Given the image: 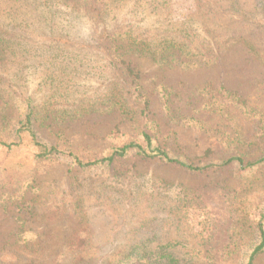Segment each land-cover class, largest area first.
Here are the masks:
<instances>
[{"label": "rangeland", "instance_id": "obj_1", "mask_svg": "<svg viewBox=\"0 0 264 264\" xmlns=\"http://www.w3.org/2000/svg\"><path fill=\"white\" fill-rule=\"evenodd\" d=\"M52 2L0 0V23L14 21L0 25V96L32 103L41 143L81 162L141 142V133L198 167L264 155V0H239L248 22L229 0ZM126 33L144 49L121 58L139 74L147 117L103 109L77 117L78 105L116 82L141 109L127 94L133 85L108 64L109 46ZM37 154L25 136L16 148L0 146V264H54L70 250L91 255L88 264L118 251L150 252L152 264H170L154 262L166 254L174 264H247L256 225L264 227V162L191 172L130 153L77 168ZM252 264H264V249Z\"/></svg>", "mask_w": 264, "mask_h": 264}, {"label": "trees", "instance_id": "obj_2", "mask_svg": "<svg viewBox=\"0 0 264 264\" xmlns=\"http://www.w3.org/2000/svg\"><path fill=\"white\" fill-rule=\"evenodd\" d=\"M52 1L53 0H44L47 6L50 5V3L53 4ZM229 3L233 8L236 9V15L240 21H250L247 15L239 8V0H229ZM65 4H71V1H65ZM103 22V20L99 21L100 24H102ZM0 25H14V21H10L7 23L2 22L0 23ZM20 25H22V23ZM128 35L129 33L123 34L118 38V43H114L109 46L110 48L107 51L108 54L112 56V58L109 60L110 62H108V64L113 68L119 69L118 71L121 75L120 83L124 85L129 84L130 87L131 85H133L131 92H127V94L130 95L134 104L139 103V105H141V109H135L134 111L130 107V102L127 95L123 92V89L118 88L119 83L116 82L113 83L112 88L107 89L100 97L96 98L95 100L92 99L85 102L84 104H86V107H80L81 104L78 105L74 111L77 117L81 118L85 115L89 116L91 114H95L100 109H103L104 113L113 111L117 112L119 115H121V117H124L130 121L134 120V116L136 118V113L137 118L141 119L142 116L145 119L147 117L146 113L149 109V103L146 96H142L141 87L138 85V81L140 79L139 74L134 70L129 61L121 58V54L125 51L133 52L134 54H136L143 53L144 49L141 48V43L136 40V36L128 37ZM123 40H127L126 45L120 44V42H122ZM237 40L243 39L241 36H239ZM176 49H174V47H170L166 50L168 51L167 53L180 56L182 54V51L178 48ZM25 100L26 99L17 101L12 96H9L8 99L3 100L0 96V132L6 131V134L8 136H11L10 141L7 143H3L0 141V146L6 148L7 150L18 147L22 136H25L27 139H29V143L31 144V146L36 148L38 152V158L63 157L67 159L72 166L77 168L110 165L116 159H121L129 155L130 153L138 155L142 158H158L165 163L178 165L191 172H202L208 168L218 169L232 163H235L240 167H251L254 164L264 162V155L259 160L253 163L246 164H244V161L240 156H232L226 160H222L213 164L210 163L203 167L193 166L187 161L175 157H170L165 150L158 146H154L153 139L147 133H141V142H130L122 145L121 147H115L111 149L110 153L105 157L94 159L88 162H81L72 152L60 151L53 146H47L40 142L37 130V127L39 126L37 113L35 109L32 108V103H29V101ZM90 101H92V103H90ZM22 105L25 106L21 109ZM99 105L101 106V108L96 109V107H98ZM136 110H138V112ZM256 236L258 238V243L249 253L247 257V264H252L253 258L259 255L264 249V227L261 222L257 223L256 225ZM76 242L77 244H82V241L80 240ZM90 256L91 255H88L81 251L70 250L66 251L65 253L59 254L55 258L54 264H88L87 259H89ZM124 256L125 254L118 251L111 256V258L107 261V264H124L123 258H129L131 261L144 262L146 264H152L151 261H153V255H151L150 252L138 253L134 255V257ZM160 260H167L170 264H174L176 262V259L173 258L170 254H166L164 256L155 255L154 262L156 263ZM2 261L3 260L0 258V262Z\"/></svg>", "mask_w": 264, "mask_h": 264}]
</instances>
